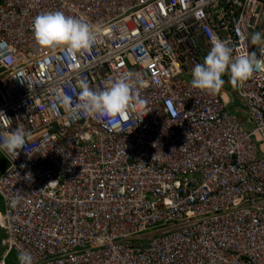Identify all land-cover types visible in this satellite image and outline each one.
<instances>
[{"label":"built area","instance_id":"obj_1","mask_svg":"<svg viewBox=\"0 0 264 264\" xmlns=\"http://www.w3.org/2000/svg\"><path fill=\"white\" fill-rule=\"evenodd\" d=\"M49 12L83 18L98 42L39 48L33 21ZM256 32L264 0H0V139L30 133L17 158L0 152V264L23 251L34 264H264ZM217 38L261 68L210 95L190 82ZM125 75L146 104L116 129L53 110L81 79L101 90Z\"/></svg>","mask_w":264,"mask_h":264},{"label":"clouds","instance_id":"obj_2","mask_svg":"<svg viewBox=\"0 0 264 264\" xmlns=\"http://www.w3.org/2000/svg\"><path fill=\"white\" fill-rule=\"evenodd\" d=\"M33 34L36 44L43 50L55 51L66 49L73 56L81 55L98 42L96 27L83 18H74L62 12H49L38 15L33 21ZM252 45L259 46L264 53V32L251 35ZM261 68V59L255 52L237 50L227 40L215 39L203 59L192 69L191 87L207 94L221 91L227 76L233 86L243 85ZM79 94L74 104L68 95H57L53 102V110L63 108L71 118L87 116L105 121L113 129L128 118L129 111L143 110L146 101L137 99L134 81L130 75L117 78L106 88L96 90L86 81H78ZM3 118L11 121L0 112ZM30 133L22 126L7 132L0 139V152L17 158L24 149ZM175 150V149H174ZM155 158V157H154ZM21 167H24L23 165ZM31 177L29 173L26 179ZM19 199V198H18ZM19 264H34L33 256L27 251L18 255Z\"/></svg>","mask_w":264,"mask_h":264},{"label":"rangeland","instance_id":"obj_3","mask_svg":"<svg viewBox=\"0 0 264 264\" xmlns=\"http://www.w3.org/2000/svg\"><path fill=\"white\" fill-rule=\"evenodd\" d=\"M242 125H243V123H242ZM4 165H6V162L0 156V174L2 173V171L4 169ZM2 206H3V200H2V197L0 196V208H2ZM3 238H4V233L0 230V260L2 259V256L5 252V248L2 247V245H1V241ZM7 264H19L18 255L15 252L11 253L9 258L7 259Z\"/></svg>","mask_w":264,"mask_h":264},{"label":"crops","instance_id":"obj_4","mask_svg":"<svg viewBox=\"0 0 264 264\" xmlns=\"http://www.w3.org/2000/svg\"><path fill=\"white\" fill-rule=\"evenodd\" d=\"M4 166H5V165H4ZM2 167H3V166H2ZM3 208H4V207L2 206V208H0V211H3ZM1 231H2V230H1ZM2 232H3V231H2Z\"/></svg>","mask_w":264,"mask_h":264},{"label":"flooded vegetation","instance_id":"obj_5","mask_svg":"<svg viewBox=\"0 0 264 264\" xmlns=\"http://www.w3.org/2000/svg\"><path fill=\"white\" fill-rule=\"evenodd\" d=\"M0 156H1V155H0ZM1 157H2V156H1ZM2 158H3V157H2ZM3 159H4V158H3ZM5 167H6V165L4 166V169H5ZM4 169H3V170H4ZM2 172H3V171H2ZM0 175H1V174H0Z\"/></svg>","mask_w":264,"mask_h":264}]
</instances>
